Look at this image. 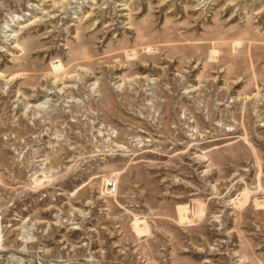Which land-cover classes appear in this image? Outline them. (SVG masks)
Here are the masks:
<instances>
[{"label": "rangeland", "instance_id": "rangeland-1", "mask_svg": "<svg viewBox=\"0 0 264 264\" xmlns=\"http://www.w3.org/2000/svg\"><path fill=\"white\" fill-rule=\"evenodd\" d=\"M0 264H264V0H0Z\"/></svg>", "mask_w": 264, "mask_h": 264}, {"label": "bare ground", "instance_id": "bare-ground-1", "mask_svg": "<svg viewBox=\"0 0 264 264\" xmlns=\"http://www.w3.org/2000/svg\"><path fill=\"white\" fill-rule=\"evenodd\" d=\"M141 221V220H140ZM136 225V229L138 230V232H140V233H142V232H145V231H147V226H146V224H144L143 223V225H142V223H136L135 224Z\"/></svg>", "mask_w": 264, "mask_h": 264}]
</instances>
